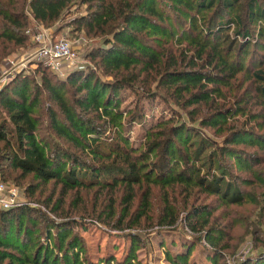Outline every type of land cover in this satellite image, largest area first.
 Here are the masks:
<instances>
[{
    "label": "trees",
    "instance_id": "16d2710c",
    "mask_svg": "<svg viewBox=\"0 0 264 264\" xmlns=\"http://www.w3.org/2000/svg\"><path fill=\"white\" fill-rule=\"evenodd\" d=\"M262 1L0 0V61L27 44L29 19L50 27L74 5L84 13L71 29L98 40L85 54L95 69L60 79L36 62L38 79L17 73L0 88V176L38 181L30 203L0 209V264H133L145 230L178 223L191 238L202 233L210 264H230L223 252L236 249L237 221L228 207L244 204L253 209L238 223L245 232L257 224L258 250L235 262L264 264V27L249 50L253 31H241L240 15L264 26ZM123 90L173 106L137 145L125 129L142 107L120 109ZM41 99L48 105L38 109ZM86 222L138 231L124 233L122 260L92 263L73 230ZM189 257L190 247L165 251L171 264H194Z\"/></svg>",
    "mask_w": 264,
    "mask_h": 264
},
{
    "label": "rangeland",
    "instance_id": "374dc122",
    "mask_svg": "<svg viewBox=\"0 0 264 264\" xmlns=\"http://www.w3.org/2000/svg\"><path fill=\"white\" fill-rule=\"evenodd\" d=\"M260 5L263 4L262 0H259ZM243 7V6H242ZM84 13L83 6H71L68 10V14L63 17L62 21H57L53 23L52 26L44 27L40 24L36 25L31 19H29L27 28L25 33L28 35L29 41L26 45L15 47L10 53H8L5 57H3L0 61V65L5 61L6 58H14L16 61L20 60L22 57L33 45L32 37L41 29H50L48 32L51 34L52 39H57L61 36L67 37L71 41L76 40L78 37H84L85 44L79 47V64L76 69L81 70H88L93 69L94 65L92 61H89L85 58V54L87 51L94 46V44L98 41L97 38H89L87 39L84 33L76 32L71 29V25L68 22L78 15ZM240 15L243 19V27L241 31L250 28L253 32H251L249 38L251 40V44L249 46L250 49H259V43H263L261 37L257 35V30L259 27H264L262 24L256 22L254 25H247L245 22V18L243 17L242 11H240ZM59 29V30H58ZM32 30V31H31ZM58 30V31H57ZM255 43V46H253ZM259 45V46H257ZM253 67L257 66L258 63L255 62L251 64ZM37 66L36 63L32 62H23L22 67L19 70H16L15 74L22 73V74H32L34 75L35 79L39 78L38 73H31V69H34ZM40 67V65H39ZM42 67V66H41ZM95 69V68H94ZM99 76L104 80H109L110 77L102 76L99 71ZM14 74V75H15ZM63 79V78H60ZM10 80V79H9ZM8 80H3L2 85H4ZM1 85V87H2ZM31 87V86H29ZM48 102L44 101V99L40 100V103L37 105L38 109L45 105ZM134 104H137L139 107H142L143 117L134 122L128 124L129 126L125 129V135L128 137L129 141L132 142L133 145H137L138 142L141 141L142 135L146 127L150 124L155 122L160 117H166L170 115V111L172 112L173 106L166 104L161 100L160 97H155L151 99H141L139 101L136 100V97L133 96L132 92L129 90L121 91V99L118 103L120 109L124 111V109H132ZM243 149H247V147L243 145H239ZM244 174V173H242ZM10 177V178H9ZM5 180H2L0 176V183L4 185H10L14 188L16 195H17V203H30L31 199L34 198L36 195L29 196L30 190H33V186L38 185V181L34 180L31 175L20 176L19 172L16 170L11 171L8 175H5ZM45 191L42 190V195L45 196L47 194L48 187H45ZM38 189H42L39 185ZM15 204V205H16ZM65 207V205H63ZM228 209L231 210L230 215H227L228 220L237 221L236 224L231 228L230 234L232 239L230 240L229 244H233L234 248H236L233 252L231 248L226 249L223 252L224 258L230 264H237L240 260L246 257H252L256 254L258 250L257 247L252 245V241L250 240V229H254L256 226L252 224L251 228H249L245 232V226L243 224L238 223L237 217L240 215H247L249 211L253 209V206L250 204H244L241 206H229ZM181 213V212H180ZM181 214L179 215L180 218ZM247 217V216H246ZM56 219V218H55ZM78 219V218H76ZM248 220L252 223L256 222L254 216H249ZM25 221V219H24ZM23 221V222H24ZM85 228L81 224L77 225L73 230L78 237L82 241L84 255L89 262L92 263H101L102 259H106L111 257L114 260H122L126 254L129 252L130 247V238L129 236H123L124 233L133 234V231L136 229L131 230H123V231H113L109 230L106 227H103L100 223H92L86 222L84 225ZM263 226V225H262ZM181 224L178 223L176 227H165V228H158L159 233H157L156 229L145 230L144 235L146 236L145 242H142L140 245L138 244L136 247L134 246L133 250V257L132 260L134 261L133 264H171L165 258V251L169 254H175L179 252H184L188 247H190V263L194 264H210L209 260L207 259L208 249L205 248V245L202 243V233L196 234L191 238L188 233L183 232L181 228ZM244 229V230H243ZM138 231V230H136ZM135 231V232H136ZM38 231L36 233V242L43 243V237ZM240 241L238 242V240ZM12 240V239H11ZM189 242V243H188ZM187 243V244H186ZM79 242L78 245H80ZM142 245V246H141ZM192 245V246H191ZM253 246V247H251ZM237 261V263L235 262Z\"/></svg>",
    "mask_w": 264,
    "mask_h": 264
},
{
    "label": "built area",
    "instance_id": "2783aa9c",
    "mask_svg": "<svg viewBox=\"0 0 264 264\" xmlns=\"http://www.w3.org/2000/svg\"><path fill=\"white\" fill-rule=\"evenodd\" d=\"M33 45L20 57L19 61L14 58H6L0 65V88L3 80H9L19 70L23 62H43L58 78L76 69L79 64V47L85 44L84 37H78L71 41L61 36L52 39L51 34L44 28L32 37ZM17 195L10 185L0 183V209H8L17 203Z\"/></svg>",
    "mask_w": 264,
    "mask_h": 264
},
{
    "label": "crops",
    "instance_id": "0c3cea01",
    "mask_svg": "<svg viewBox=\"0 0 264 264\" xmlns=\"http://www.w3.org/2000/svg\"><path fill=\"white\" fill-rule=\"evenodd\" d=\"M50 29H48L47 31H49Z\"/></svg>",
    "mask_w": 264,
    "mask_h": 264
}]
</instances>
